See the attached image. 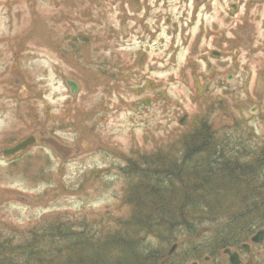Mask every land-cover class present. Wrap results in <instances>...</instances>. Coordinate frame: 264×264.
Listing matches in <instances>:
<instances>
[{"label":"rangeland","instance_id":"1","mask_svg":"<svg viewBox=\"0 0 264 264\" xmlns=\"http://www.w3.org/2000/svg\"><path fill=\"white\" fill-rule=\"evenodd\" d=\"M227 5L0 0V234L21 236L51 218L77 230L112 223L127 212L128 159L198 120L251 152L264 143V5L254 0L234 13ZM30 135L34 144L3 153ZM222 226L181 229L170 254L217 246ZM249 258L264 264V249Z\"/></svg>","mask_w":264,"mask_h":264},{"label":"trees","instance_id":"2","mask_svg":"<svg viewBox=\"0 0 264 264\" xmlns=\"http://www.w3.org/2000/svg\"><path fill=\"white\" fill-rule=\"evenodd\" d=\"M229 141L204 118L137 152L125 168V214L97 228L51 218L21 236L0 234V264H187L209 249L170 250L181 229L207 221L223 223L216 247L248 241L264 225V143L251 152Z\"/></svg>","mask_w":264,"mask_h":264},{"label":"flooded vegetation","instance_id":"3","mask_svg":"<svg viewBox=\"0 0 264 264\" xmlns=\"http://www.w3.org/2000/svg\"><path fill=\"white\" fill-rule=\"evenodd\" d=\"M223 1V0H222ZM227 1V7L231 9L230 11L233 13L237 12L240 7H245L247 10L248 7L252 6V3H254V0H226ZM261 4L264 5V0H260ZM239 39V38H237ZM236 53L239 54L238 50ZM211 54L222 57L223 52L217 49H212ZM233 77V74L228 75V80ZM206 90V89H205ZM259 105L252 107V113L259 114L260 112ZM259 140L264 142V136L258 137ZM259 231H262V237L258 239L257 241H252V237ZM261 248L264 249V225L260 228H258L249 238L248 241H243L240 243H237V245L234 246H224V247H213L208 250L209 254H206L203 256V261H212L216 260L218 263L224 262V264H250L251 259L249 256L253 253L254 249ZM220 253V254H219ZM223 258H219V257ZM197 264H201L200 260L193 261Z\"/></svg>","mask_w":264,"mask_h":264},{"label":"water","instance_id":"4","mask_svg":"<svg viewBox=\"0 0 264 264\" xmlns=\"http://www.w3.org/2000/svg\"><path fill=\"white\" fill-rule=\"evenodd\" d=\"M68 85L70 86L71 88V91L73 93L76 92L77 88H78V84L76 82H74L73 80H68L67 81ZM149 102L147 101V104ZM186 120V117L183 118V120L181 121V123H184ZM36 136L34 135H30L26 138H24L23 140L17 142L16 144H14L13 146H10V147H7L3 150V153L5 155H11V154H14V153H17L25 148H27L28 146L34 144L36 142ZM42 142H45L49 145H51L55 150L56 152L62 154V155H66L68 153L71 152V149L70 147L62 144L61 142H59V140L55 137H42L40 139ZM262 231H259L257 232L253 237H252V241H257L258 239H260L262 237ZM176 247V244H174L170 250V252L172 250H174V248ZM191 264H197L196 262H193Z\"/></svg>","mask_w":264,"mask_h":264}]
</instances>
